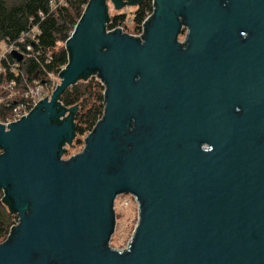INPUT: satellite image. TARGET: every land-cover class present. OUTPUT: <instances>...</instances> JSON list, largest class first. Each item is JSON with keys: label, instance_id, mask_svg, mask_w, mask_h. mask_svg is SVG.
I'll return each mask as SVG.
<instances>
[{"label": "water", "instance_id": "obj_1", "mask_svg": "<svg viewBox=\"0 0 264 264\" xmlns=\"http://www.w3.org/2000/svg\"><path fill=\"white\" fill-rule=\"evenodd\" d=\"M107 1L146 0H90L59 86L0 125L17 217L0 264H264V0H149L139 38L105 30ZM91 73L103 114L63 160L77 108L59 97ZM119 195L138 206L122 251L108 244Z\"/></svg>", "mask_w": 264, "mask_h": 264}, {"label": "trees", "instance_id": "obj_2", "mask_svg": "<svg viewBox=\"0 0 264 264\" xmlns=\"http://www.w3.org/2000/svg\"><path fill=\"white\" fill-rule=\"evenodd\" d=\"M53 1L0 0V45L14 43L30 26L39 29L35 47V52L39 54L35 55L36 60H25L20 65V72L24 73L28 82L39 80L45 73H57L67 65L68 53L64 49V43L90 0H65L64 5L52 9L50 3ZM151 10L152 4L149 0L137 7L133 14L135 27L132 32L139 31L140 25ZM124 21L125 14L111 18L107 14L105 30L112 31L123 25ZM92 74L94 73L80 77L59 97L63 106L77 108L73 115L75 145H83V139L93 130L103 114L104 87L98 78H90ZM16 223V214L0 190V243L11 235L10 231Z\"/></svg>", "mask_w": 264, "mask_h": 264}, {"label": "built area", "instance_id": "obj_3", "mask_svg": "<svg viewBox=\"0 0 264 264\" xmlns=\"http://www.w3.org/2000/svg\"><path fill=\"white\" fill-rule=\"evenodd\" d=\"M64 2L65 0H54L50 3V7L55 9L57 6L64 5ZM152 13L153 4L151 13L140 25L139 31L128 36L139 38L145 22ZM114 30H120L123 33L121 28ZM39 34V29L36 26H30L14 43L0 45V125L5 129H7V124L24 118L39 103L49 99L52 92L59 86L60 74L67 66L61 68L57 73H45L39 80L34 79L31 82L26 80L24 73L20 72V65L25 60H36L35 55H38L39 52H35V47L38 43L37 37ZM12 52L19 54L22 57V61L16 62L11 55ZM59 104L63 106L60 101Z\"/></svg>", "mask_w": 264, "mask_h": 264}, {"label": "rangeland", "instance_id": "obj_4", "mask_svg": "<svg viewBox=\"0 0 264 264\" xmlns=\"http://www.w3.org/2000/svg\"><path fill=\"white\" fill-rule=\"evenodd\" d=\"M147 1V0H146ZM108 16L111 18L118 14H125V21L120 27L124 34L133 35L134 30L133 14L137 10V7H126L122 10L116 11L112 4L106 2ZM186 35V29H182L178 36V41L183 42ZM90 78H96L92 76ZM81 83V82H80ZM85 83V82H84ZM83 143V141H82ZM83 149V145H75V141L71 142V145L64 147V154L62 155L63 160H67L70 157L80 153ZM114 211V230L108 242L109 247L116 251L125 250L133 234L134 228L138 220V206L134 198L130 195H119L113 205Z\"/></svg>", "mask_w": 264, "mask_h": 264}]
</instances>
